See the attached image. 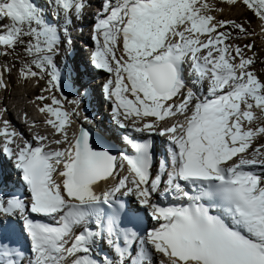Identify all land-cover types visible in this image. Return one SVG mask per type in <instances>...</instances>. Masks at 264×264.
<instances>
[{"label": "snow or ice", "instance_id": "snow-or-ice-1", "mask_svg": "<svg viewBox=\"0 0 264 264\" xmlns=\"http://www.w3.org/2000/svg\"><path fill=\"white\" fill-rule=\"evenodd\" d=\"M90 6L0 0V91L13 73L43 81L30 102L52 129L24 112L27 139L0 107V155L23 192H0V264H264V80L254 42L237 43L264 37V0H102L90 63L110 74L115 125L148 134L117 154L87 115L70 133L84 97L67 100L79 81L55 59Z\"/></svg>", "mask_w": 264, "mask_h": 264}, {"label": "rangeland", "instance_id": "rangeland-1", "mask_svg": "<svg viewBox=\"0 0 264 264\" xmlns=\"http://www.w3.org/2000/svg\"><path fill=\"white\" fill-rule=\"evenodd\" d=\"M241 11L242 10H240V9L232 10L231 12H228L226 10L225 15L227 17H230V18H240ZM247 15H250V14L245 13V16H247ZM251 28L255 29L257 32L260 31V29L258 27V21L255 18L252 19ZM249 42H254V44H255L254 51L257 53L258 60L260 61L256 64V70L258 71V73L261 74L260 78L262 80H264V37L258 35L256 37L251 38L250 40L237 41V43H249ZM7 59L12 60V57H8ZM16 63L18 64L19 61H16ZM41 83H44V82L41 81L40 85H41ZM29 85L32 86V82L31 83H29V82L25 83L24 81L18 79L16 77L15 73H13L11 80L9 81L8 90L7 91H0V100H2L1 98H2V95L4 92H6L5 96H8L6 101H10L9 97L13 94L14 97H16V100L17 101L19 100L22 103V106H26L34 112L35 111V105L33 103H31L30 101H33L35 99V96L31 99L30 96L32 95L31 94L32 88H30ZM40 85H39V87H42V85L41 86ZM25 91L30 96L29 95L27 96L26 93L24 95H22L23 92H25ZM33 93L35 94L36 90H34ZM36 95H38V93ZM0 106H4V104L2 102H0ZM65 109H66V106H65ZM257 115H260V113L257 112ZM262 142H264V141H262Z\"/></svg>", "mask_w": 264, "mask_h": 264}, {"label": "bare ground", "instance_id": "bare-ground-1", "mask_svg": "<svg viewBox=\"0 0 264 264\" xmlns=\"http://www.w3.org/2000/svg\"><path fill=\"white\" fill-rule=\"evenodd\" d=\"M40 3H43V2H40ZM75 34V31H72L71 32V36H73ZM29 83H31V82H29ZM35 84H37L36 82H34V81H32V85H35ZM40 84V83H39ZM30 86V85H29ZM41 86V85H40ZM30 88H32V86H30ZM65 89H67V88H65ZM33 91L34 90H32V92H31V96L29 95V94H27L26 93V91L25 92H23V94L22 95H24L25 93H26V95L28 96H30L31 97V99L34 97V94H33ZM65 91V90H64ZM9 92V91H8ZM64 96L65 97H67V100H70V96H69V94H67L66 93V91L64 92ZM20 97V96H19ZM16 98V97H15ZM28 98V97H27ZM19 102V103H18ZM14 103H18L20 106H22V103L20 102V101H14ZM69 103H67V102H65V106H66V108H68L69 109ZM1 107V106H0ZM25 107V109L24 110H21V113H23V112H27V110H29V108L28 107H26V106H24ZM74 108V105H72L71 106V109H73ZM34 114H36L37 115V113H35V111H34ZM31 115V112H29L28 113V118L30 119V120H35V118L33 117V116H31V117H29ZM37 116H42V115H40V114H38ZM45 119H46V117H44ZM44 119V120H45ZM79 119V122H80V118H78ZM37 122V125L38 126H41L42 125V123H43V120H41V119H38V121H36ZM48 129V131H49V133L51 134V132H52V130H51V128H47ZM75 130H77V125L73 122V125H72V127L69 129V131H70V133L72 132V131H75ZM117 142H118V139L116 138L115 139ZM120 144H122V141L120 142Z\"/></svg>", "mask_w": 264, "mask_h": 264}, {"label": "water", "instance_id": "water-1", "mask_svg": "<svg viewBox=\"0 0 264 264\" xmlns=\"http://www.w3.org/2000/svg\"><path fill=\"white\" fill-rule=\"evenodd\" d=\"M100 143L103 146V150H109V151L112 152V154H117L118 153L116 145L112 141H109L108 139H106L105 137Z\"/></svg>", "mask_w": 264, "mask_h": 264}]
</instances>
